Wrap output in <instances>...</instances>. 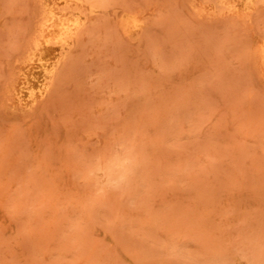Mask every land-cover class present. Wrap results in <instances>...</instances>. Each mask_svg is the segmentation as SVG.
<instances>
[{"label":"rangeland","instance_id":"rangeland-1","mask_svg":"<svg viewBox=\"0 0 264 264\" xmlns=\"http://www.w3.org/2000/svg\"><path fill=\"white\" fill-rule=\"evenodd\" d=\"M259 46L264 0H0V264H264Z\"/></svg>","mask_w":264,"mask_h":264},{"label":"bare ground","instance_id":"bare-ground-1","mask_svg":"<svg viewBox=\"0 0 264 264\" xmlns=\"http://www.w3.org/2000/svg\"><path fill=\"white\" fill-rule=\"evenodd\" d=\"M45 15L43 20V27L42 33L40 37L34 42L33 48L31 49L30 54L28 55L26 62L23 65V69L18 73V76H25L28 72H31V81L34 82L38 79L36 71H51V63L55 60V55L53 54V46L54 44H60L61 40L63 39L62 33H47L43 32L44 30L48 29L50 25L57 24L59 19V15L56 12L55 6L50 2H45ZM131 14V13H130ZM134 16L125 14L121 17L120 23L124 32H128L131 27L135 26L136 28V21ZM62 25V30L64 32L70 31V26H74L78 23L77 20H73L71 22L68 21H60ZM254 65L260 66L263 64L264 66V46L257 47L254 52L252 53ZM23 84H17V87H22ZM34 88V86L30 87V89ZM45 87L43 86L40 91L43 92ZM31 102V101H30ZM31 104V103H29ZM26 104L25 106H29ZM24 108V107H22ZM10 112H13L14 109H10Z\"/></svg>","mask_w":264,"mask_h":264}]
</instances>
